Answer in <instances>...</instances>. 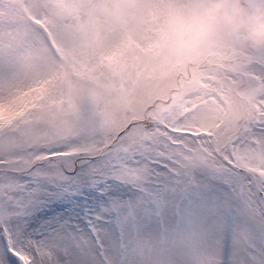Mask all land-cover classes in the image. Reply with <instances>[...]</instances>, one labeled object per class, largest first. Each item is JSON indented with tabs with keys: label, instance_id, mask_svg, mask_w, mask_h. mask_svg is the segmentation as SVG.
Segmentation results:
<instances>
[{
	"label": "snow or ice",
	"instance_id": "snow-or-ice-1",
	"mask_svg": "<svg viewBox=\"0 0 264 264\" xmlns=\"http://www.w3.org/2000/svg\"><path fill=\"white\" fill-rule=\"evenodd\" d=\"M185 2L0 0V264H264V52L162 80Z\"/></svg>",
	"mask_w": 264,
	"mask_h": 264
},
{
	"label": "rangeland",
	"instance_id": "rangeland-1",
	"mask_svg": "<svg viewBox=\"0 0 264 264\" xmlns=\"http://www.w3.org/2000/svg\"><path fill=\"white\" fill-rule=\"evenodd\" d=\"M137 13L142 19L134 31L145 38L160 37L167 46L169 59L162 80L245 48L264 52V42L252 36L254 24L264 23V2L186 0L178 8L161 9L155 17L139 7ZM195 25L194 37L184 40Z\"/></svg>",
	"mask_w": 264,
	"mask_h": 264
},
{
	"label": "clouds",
	"instance_id": "clouds-1",
	"mask_svg": "<svg viewBox=\"0 0 264 264\" xmlns=\"http://www.w3.org/2000/svg\"><path fill=\"white\" fill-rule=\"evenodd\" d=\"M252 36L260 42H264V23L257 22L252 29Z\"/></svg>",
	"mask_w": 264,
	"mask_h": 264
},
{
	"label": "water",
	"instance_id": "water-1",
	"mask_svg": "<svg viewBox=\"0 0 264 264\" xmlns=\"http://www.w3.org/2000/svg\"><path fill=\"white\" fill-rule=\"evenodd\" d=\"M197 28H198V26H193L191 29H189V31H188V33H187V35H186V37L188 38V37H192V36H194V31L195 30H197Z\"/></svg>",
	"mask_w": 264,
	"mask_h": 264
}]
</instances>
